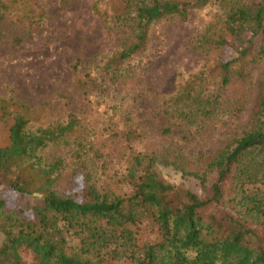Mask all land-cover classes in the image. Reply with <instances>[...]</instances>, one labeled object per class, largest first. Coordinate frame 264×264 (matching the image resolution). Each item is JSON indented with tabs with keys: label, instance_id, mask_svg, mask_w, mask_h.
Returning a JSON list of instances; mask_svg holds the SVG:
<instances>
[{
	"label": "trees",
	"instance_id": "obj_1",
	"mask_svg": "<svg viewBox=\"0 0 264 264\" xmlns=\"http://www.w3.org/2000/svg\"><path fill=\"white\" fill-rule=\"evenodd\" d=\"M210 2L93 0L92 12L125 36L120 49L97 66L98 75L121 71L145 49L156 23L171 16L185 19ZM222 2V12L193 41L204 53L202 66L161 98L176 119L192 125L221 109L238 116L245 108L239 84L264 64V0ZM11 15L37 23L42 14L33 0H0V21ZM73 68L78 69L77 61ZM88 77L86 72L78 79L82 88ZM42 112L0 96L6 132L0 185L40 198L28 210L8 209L0 198V264H264V81L250 127L209 163L215 176L203 196L165 180L157 156L134 149L125 156L116 185L91 183L80 168L84 186L60 188L68 163L46 152L69 143L78 119L68 114L54 123ZM134 131L128 127L123 135ZM73 145L80 161L86 145Z\"/></svg>",
	"mask_w": 264,
	"mask_h": 264
},
{
	"label": "rangeland",
	"instance_id": "obj_2",
	"mask_svg": "<svg viewBox=\"0 0 264 264\" xmlns=\"http://www.w3.org/2000/svg\"><path fill=\"white\" fill-rule=\"evenodd\" d=\"M92 2L33 0L42 14L40 22L29 23L17 15L0 21V96L43 109L42 114L54 123L63 122L68 114L78 119L69 143L46 152L60 155L68 163L58 181L60 188L80 190L84 186L80 168L90 174L91 183L116 185L125 156L134 149L157 156L165 180L205 195L215 176L209 163L250 127L264 81V64L254 66L249 78L239 84L245 108L238 116L221 109L198 117L194 125L178 120L161 98L173 93L181 78L202 66L204 53L193 41L222 12V0L192 10L185 19L171 16L156 23L145 49L126 60L114 76L98 75L97 66L120 49L125 36L92 12ZM76 61L77 70L73 68ZM86 72L89 77L82 88L78 79ZM128 127L135 131L127 138L123 131ZM74 141L86 145L80 161L72 154ZM5 143L1 122L0 145ZM192 174L204 177V182ZM0 198L8 209L26 210L40 199L2 185ZM3 239L0 226V243Z\"/></svg>",
	"mask_w": 264,
	"mask_h": 264
}]
</instances>
